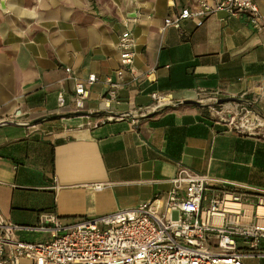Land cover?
Wrapping results in <instances>:
<instances>
[{
    "label": "crops",
    "instance_id": "obj_1",
    "mask_svg": "<svg viewBox=\"0 0 264 264\" xmlns=\"http://www.w3.org/2000/svg\"><path fill=\"white\" fill-rule=\"evenodd\" d=\"M197 5L7 0V11L0 10V221L38 226L54 213L70 223L133 208L167 194L181 167L264 189V137L231 132L213 116L215 108L235 110L241 103L205 105L219 94L248 101L264 117V35L247 13L217 12L165 28L167 18ZM258 6L264 14V0ZM126 31L136 40L135 62L113 112L104 107L105 79L122 67L118 44ZM67 67L80 80L99 78L87 86L82 109ZM59 92L67 97L63 108ZM153 93L175 106L137 116L154 102ZM17 236L50 239L35 231ZM11 258L9 251L7 264Z\"/></svg>",
    "mask_w": 264,
    "mask_h": 264
},
{
    "label": "built area",
    "instance_id": "obj_2",
    "mask_svg": "<svg viewBox=\"0 0 264 264\" xmlns=\"http://www.w3.org/2000/svg\"><path fill=\"white\" fill-rule=\"evenodd\" d=\"M197 4L193 9L184 8L176 18H167L165 28H180L189 19L201 22L217 12L231 16L247 13L251 24L264 35V14L258 0H220L214 5L197 0ZM118 46L122 67L105 79L107 90L103 96L105 109L113 112V107L121 104L123 79L135 62L136 40L132 33L124 32ZM65 70L67 79L74 81V103L82 109L89 95L87 86L99 78L92 73L80 80L71 68ZM137 79L134 74L133 81ZM152 99L150 106L136 111L137 116L175 105L159 93H153ZM218 100L219 94H214L209 103ZM57 102L61 108L67 106L64 92L58 93ZM240 103L235 110L215 108L213 116L231 132L264 137V117L248 101ZM129 115L113 114L110 118ZM171 183L164 196L97 218L65 223L50 213L43 215L38 226L1 220L0 264L8 263L9 251L13 264L21 258L34 264H246L247 259H264V189L198 174L186 167L178 170ZM19 231L47 233L50 239L21 240Z\"/></svg>",
    "mask_w": 264,
    "mask_h": 264
},
{
    "label": "water",
    "instance_id": "obj_3",
    "mask_svg": "<svg viewBox=\"0 0 264 264\" xmlns=\"http://www.w3.org/2000/svg\"><path fill=\"white\" fill-rule=\"evenodd\" d=\"M7 9H8V8H7V0H0V10L3 11V12H6ZM231 101L242 102V100H240V99H220V100H218V102H216V103H207V104H205V105H207L208 107H211V106H217V105H221V104H224V103H227V102H231ZM189 103H193V102L190 101ZM194 103H196V104H198V105H201V104H202V103H200V102H194ZM179 104H183V102H181V103H179ZM171 106H172V105H171ZM173 106H175V105H173ZM167 107H169V106H166V107H164L163 109H165V108H167ZM156 112H158V111H156ZM156 112H153V113H151V114L145 115V116H143V117H146V116L152 115V114H154V113H156Z\"/></svg>",
    "mask_w": 264,
    "mask_h": 264
}]
</instances>
